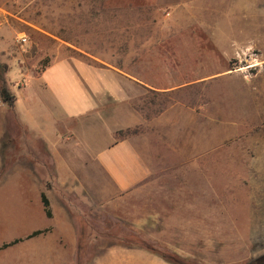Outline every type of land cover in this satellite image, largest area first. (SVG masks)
Masks as SVG:
<instances>
[{"label": "crops", "instance_id": "0c3cea01", "mask_svg": "<svg viewBox=\"0 0 264 264\" xmlns=\"http://www.w3.org/2000/svg\"><path fill=\"white\" fill-rule=\"evenodd\" d=\"M259 1H185L187 17H198L194 12L201 11L203 19H212L203 20L200 27V51L207 69L197 77L191 68L188 78L157 75L155 84L150 72L133 75L118 68L158 67L170 64L167 60L176 59L179 50L199 49L192 39L179 38L177 28L163 26L151 32L159 37L147 36L149 30L129 21L97 26L101 32L122 35L105 43V56L58 37L75 54L56 58L36 74L23 72L18 77L19 67L1 60L8 65L5 79L14 103L10 110L0 96V162L7 153L9 160V167L0 171V195L8 194L0 197V264H76L83 220L91 230L98 219L127 224L153 242L172 241L166 236H176L178 226L194 225L193 211L198 208L194 195L201 194V208H209L207 175L199 162L203 167L219 145L210 140V124L217 119H211L209 101L175 102L151 118H145L134 101L147 88L188 90L193 84L233 77L235 72L224 67L233 53L254 47L252 39L235 35L258 32L257 19L264 17ZM164 2L178 7L176 0ZM243 2L248 4L239 10ZM76 10L74 25L81 18L76 14L83 13ZM129 12L89 10L87 17L129 19ZM10 16L13 10L0 5V35L14 33L7 22ZM241 17L254 19L252 31L236 26ZM74 29L76 34L81 28ZM9 44L0 38L2 56L8 55ZM6 116L9 139L4 138ZM234 123L229 121L231 127ZM139 126L137 133L115 137L118 130ZM184 164V173L176 170ZM177 177H186L188 188L180 187L184 184H178ZM195 178L201 179V187L195 186ZM42 194L49 202L50 217ZM35 231L41 232L33 235ZM86 235L90 243L106 240L99 239L97 231ZM4 243L10 244L1 248ZM89 253L93 258L88 264H171L138 247L110 244L105 249L94 246Z\"/></svg>", "mask_w": 264, "mask_h": 264}, {"label": "rangeland", "instance_id": "374dc122", "mask_svg": "<svg viewBox=\"0 0 264 264\" xmlns=\"http://www.w3.org/2000/svg\"><path fill=\"white\" fill-rule=\"evenodd\" d=\"M176 1L178 7L176 4L170 7L164 0H0V5L13 10V16L8 17L7 22L14 28V33L8 31L7 34L0 35L6 43H11L8 46V55L0 54V61L8 59L12 66L19 67L18 77L23 72L36 74L56 58L75 54L58 37L75 40L89 52L105 56L108 53L106 49H102L105 48V43L112 36L118 38L122 35L101 32L97 26H105L112 20L118 24L129 21L131 26L143 25L146 31H150L147 36L159 37L160 33L151 32L163 26L177 28L175 31L179 32V38L185 37L188 41L192 39L199 49L179 50L176 59L167 60L172 66L164 63L165 65L158 67L145 66L141 69L133 66L118 68L133 75H138L139 70L142 73L150 72L152 82L157 75L159 78L178 75V80L181 77L188 78V70L191 68L194 69L193 75L197 77L207 69V60L200 51V27L203 20L211 22L212 19H203L201 11L194 12L199 14L198 17L189 18L184 6L186 0ZM247 4L240 3L243 8L239 10H244ZM257 4L259 10H264V0ZM75 8L78 12L83 11L82 14H76L81 16L77 25H74ZM89 10H129L131 17L111 19L101 15L90 19L87 17ZM31 22L37 26H32ZM256 25V33L235 35L238 39L250 38L255 45L244 51L238 50L229 58L224 68L235 72L233 77L193 84L188 90L183 87L170 91L168 95H157L147 88L134 101L135 108L145 118H151L160 113L155 111L164 99H170L164 109L175 102L192 105L208 100L211 119H217L216 124H210V140L211 144L219 142V145L210 152L203 167L199 162V167L207 175L204 181H207L209 187V208L202 209L201 194H195V206L198 208L195 207L193 211L194 225L178 226L176 236H166L174 238L172 241L154 242L195 264H246L264 254V17L258 18ZM75 26L85 33L80 34L79 29L74 34ZM236 26L240 29H247L248 26L252 31L254 19L236 18ZM189 28L194 29V33ZM23 33L30 41L26 52L20 51L15 43V38ZM165 36H168L167 33ZM230 120L235 122L233 127L229 124ZM8 121L9 117L6 116L7 124ZM7 124L5 139H9L11 133ZM134 128L141 129L140 126ZM5 148L8 150V145ZM2 156L0 171L9 167L8 153ZM185 169V164L177 165L176 168L182 173ZM176 180L178 184H184L180 187L188 188L185 185L186 177H177ZM201 182L200 178H195V186L201 187ZM7 195L1 194L0 197ZM203 206L205 207V201ZM125 226L135 230L127 224ZM99 245L97 249H105L110 243Z\"/></svg>", "mask_w": 264, "mask_h": 264}, {"label": "trees", "instance_id": "16d2710c", "mask_svg": "<svg viewBox=\"0 0 264 264\" xmlns=\"http://www.w3.org/2000/svg\"><path fill=\"white\" fill-rule=\"evenodd\" d=\"M7 71H8L7 63L0 61V96L2 101L7 105V107L10 110H12V106L14 103V96L7 87V83L5 79V75ZM153 92H155V94L157 95L159 94L168 95L170 93V92H158L154 90ZM169 100L164 99V101L159 103L160 107L155 111V113L161 112L166 107ZM146 118H149V116H147ZM138 131L139 130L137 128L118 130L115 134V137L117 139L123 138L127 135L137 133ZM42 202L46 215L50 217L51 210L49 207V202L47 198L44 196V194H42ZM96 224L97 226L93 227L91 230V228L88 227L89 224H87L85 220H83V224L81 228V236H79V240L77 242V250L80 251V254L76 260V264H88L93 258V254L89 253V251L93 250L94 246H100L99 245L100 243L101 245L110 243V244L122 245L127 247H138L161 257L162 259H164L165 261L171 264H195L192 261L186 259L185 257L179 255L175 251L166 249L164 247L157 245L153 241H149L142 238L135 230L128 228L122 223L119 224L117 221H113L112 224H108L103 219H98L96 221ZM121 227H124V229L122 228V230H120ZM89 231L99 232V239L103 237L106 240L104 241L99 240L96 243L95 242L90 243L87 238L88 236L86 235ZM119 231L120 232L122 231L123 234L120 233ZM39 232L41 231H35L32 234L34 235ZM8 244L10 243H4L1 246V248L7 246ZM246 264H264V254L255 257L253 260L249 261Z\"/></svg>", "mask_w": 264, "mask_h": 264}, {"label": "built area", "instance_id": "2783aa9c", "mask_svg": "<svg viewBox=\"0 0 264 264\" xmlns=\"http://www.w3.org/2000/svg\"><path fill=\"white\" fill-rule=\"evenodd\" d=\"M15 43L17 44L19 50L22 52H26L30 46V41L24 33L21 36L15 38Z\"/></svg>", "mask_w": 264, "mask_h": 264}]
</instances>
